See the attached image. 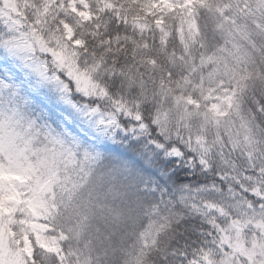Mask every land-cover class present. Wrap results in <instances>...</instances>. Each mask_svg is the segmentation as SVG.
I'll return each instance as SVG.
<instances>
[{
    "label": "snow or ice",
    "instance_id": "1",
    "mask_svg": "<svg viewBox=\"0 0 264 264\" xmlns=\"http://www.w3.org/2000/svg\"><path fill=\"white\" fill-rule=\"evenodd\" d=\"M0 264H264V0H0Z\"/></svg>",
    "mask_w": 264,
    "mask_h": 264
}]
</instances>
